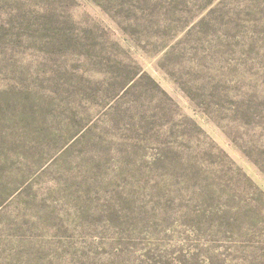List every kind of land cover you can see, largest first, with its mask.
I'll return each mask as SVG.
<instances>
[{
  "label": "rangeland",
  "instance_id": "rangeland-1",
  "mask_svg": "<svg viewBox=\"0 0 264 264\" xmlns=\"http://www.w3.org/2000/svg\"><path fill=\"white\" fill-rule=\"evenodd\" d=\"M0 264H264V0H0Z\"/></svg>",
  "mask_w": 264,
  "mask_h": 264
}]
</instances>
